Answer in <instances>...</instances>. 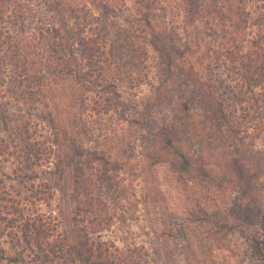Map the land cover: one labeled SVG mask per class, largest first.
I'll return each instance as SVG.
<instances>
[{
	"label": "rangeland",
	"instance_id": "rangeland-1",
	"mask_svg": "<svg viewBox=\"0 0 264 264\" xmlns=\"http://www.w3.org/2000/svg\"><path fill=\"white\" fill-rule=\"evenodd\" d=\"M64 1L87 5L99 23L93 33L107 35L100 60L106 89L99 87L97 95L82 83L65 80L43 89L40 96L44 101L37 102L38 109L36 104L22 101L9 110L14 118L31 119L33 143L47 148L48 155L53 153L50 162L34 168L23 165V155H0V187L11 193L13 201H20L17 208L22 216H16L19 228L14 231L18 233L30 223L51 232L72 227L73 208L81 200L71 201L70 192L90 178L93 186L86 196L91 192L100 195L99 200L88 201L99 209L94 218L105 221L91 237L103 244V250L115 253L122 264H260L257 253L264 254V228L247 201L251 197L264 215V132L259 136L250 133L244 141L251 146H242L237 152L213 113L201 103L199 94L208 79L202 71L214 55L208 40L198 36L204 23L185 25L180 0ZM39 3L42 0L29 4L39 9ZM149 17L159 28L173 24L181 28V37L190 41L193 49L188 62L203 73L185 77L187 58L178 61L175 88L169 87L172 90L161 108L155 107L154 100L164 84V65L150 44L154 27L147 23ZM37 25V19L30 18L25 24L27 32L16 33L37 46L36 36L30 37ZM50 112L57 119L56 128L42 119L41 115ZM150 123L155 131L149 128ZM163 126L171 127L174 148L167 147L156 134ZM9 138L0 125V143L11 144ZM72 139L86 150L81 161L84 173L73 168L71 174L61 177L56 174L58 147L65 150ZM178 152L204 155L211 182L202 186L182 177ZM233 152L253 165L248 187H241L237 174L226 164ZM96 154L103 159L91 162ZM224 159L225 163L218 165ZM203 210H208L205 214L210 220ZM1 220L0 245L12 258L21 248L12 246L6 236L9 228Z\"/></svg>",
	"mask_w": 264,
	"mask_h": 264
},
{
	"label": "trees",
	"instance_id": "trees-1",
	"mask_svg": "<svg viewBox=\"0 0 264 264\" xmlns=\"http://www.w3.org/2000/svg\"><path fill=\"white\" fill-rule=\"evenodd\" d=\"M30 1L0 0V99L4 100L0 103V125L9 132L11 140V144L1 141L0 155L13 154L17 158L23 155L26 163L23 165L34 168L41 166L44 161L50 162L53 153L48 155L47 148L41 149L38 143H33L29 132L31 119L26 120L22 115L14 118L9 110L22 101L36 104L35 108L38 109L37 102L44 101L40 96L43 89L57 86L65 80L73 79L76 83H82V87L91 89V92L98 95L99 87L106 89L102 84L103 68L100 60L108 38L105 33H93L95 25L99 23L87 5L81 6L64 0H42L38 4L41 9L39 10L32 9ZM180 2L183 3L181 8L183 7L186 14L185 25L204 23L205 26L198 36L208 40L209 50L214 54V63L210 62L202 71H206L208 79L203 81L199 94L201 103L213 113L224 133L228 134V139L235 143L237 152L242 150V146L249 148L251 142L245 143L244 138L252 132L256 136L264 132V0ZM30 18L37 19L35 33L30 36H36L37 46L32 45L31 41L21 39L20 32L16 33L27 32L25 24ZM153 21L150 17L147 19L150 25ZM19 24L21 27L17 30ZM152 26L154 28L150 44L164 65V84L154 100L155 107L161 108L165 105L169 90L175 88V76L180 72L178 61H185L187 58L188 62L193 49L190 41L184 42L178 25L173 24L168 28ZM185 69V77L193 78L198 76L197 73L203 74L193 63L186 65ZM41 116L43 120H49L53 128L57 127V119L52 112ZM149 128L156 130L151 123ZM156 134L167 147H175L171 127L163 126ZM66 145L65 150L64 147H58L60 152L65 153L56 154L59 160L56 174L67 176L72 173L73 168H76V172L84 173V168L81 167L86 152L84 146L76 139L70 140L69 144L66 142ZM9 150H13L11 154ZM232 154L231 162L226 164L237 174L241 187H248L253 165L250 159L236 156L235 152ZM178 155V172L182 177L202 186L211 182L206 175L205 169L208 166L205 162L208 159L204 155L185 152H178ZM102 159L96 154L92 156L91 162H100ZM225 161L224 159L218 165L222 166ZM91 182L92 179H86L82 187H76L70 192L74 198L71 201H81L73 208V226L70 225L60 232H51L44 228L39 230L32 223L21 228L19 234L14 231L19 228L16 216H22L17 208L20 201H13L11 193L0 187V220L9 228L6 236L12 246L21 248L18 255L9 258L6 249L0 245V264H122L115 253H111L109 248L103 250V244L97 243L91 237V233L105 222L94 218L99 209L93 202L88 201L99 200L100 195L95 197L91 192L90 196H86ZM63 191L66 193L68 189ZM247 202L256 209L260 217L259 224L264 228V215L251 197ZM203 212L204 217L210 220L208 210ZM236 222L243 224L239 219ZM257 255L260 264H264V254L258 252ZM26 257L30 261L26 262Z\"/></svg>",
	"mask_w": 264,
	"mask_h": 264
}]
</instances>
